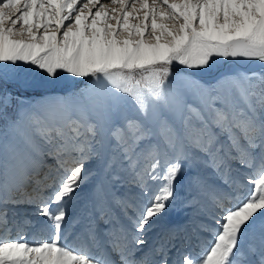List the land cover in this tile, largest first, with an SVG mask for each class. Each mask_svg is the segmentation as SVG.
Segmentation results:
<instances>
[{
  "label": "snow or ice",
  "instance_id": "1",
  "mask_svg": "<svg viewBox=\"0 0 264 264\" xmlns=\"http://www.w3.org/2000/svg\"><path fill=\"white\" fill-rule=\"evenodd\" d=\"M0 264H264V0H0Z\"/></svg>",
  "mask_w": 264,
  "mask_h": 264
},
{
  "label": "bare ground",
  "instance_id": "2",
  "mask_svg": "<svg viewBox=\"0 0 264 264\" xmlns=\"http://www.w3.org/2000/svg\"><path fill=\"white\" fill-rule=\"evenodd\" d=\"M242 71V70H240ZM49 163H52L51 160L48 161ZM15 210H18L19 212L16 214L17 216V219H20V220H23V219H29L31 220L33 223L31 225H26L25 226V231H32L34 230V227L33 225L36 223V220H37V217L33 216L32 213L34 212L33 208H35V205H29V204H20V205H17V206H14L13 207ZM173 207L169 210L168 212V216H165L162 218V221L160 222V224L158 225V227L153 231V233L150 234L149 236V242L151 243L153 240L156 239L157 235L161 232V230L163 228H171L173 230H175V228H178L177 231L180 234H182L183 231H187L191 228V226H187V224L189 222H186V219H191V217L187 214V212H183V209L182 210V213L180 214L179 217L175 218V215H178L174 213L173 211ZM180 211V209H179ZM83 212V208L81 207L80 204H77L75 205L73 208L70 209V215L71 216H75V215H78L80 213ZM181 212V211H180ZM188 213H191L190 211H188ZM175 214V215H173ZM11 215V213H10ZM175 218V219H174ZM42 219V218H40ZM98 227L99 229H104L106 226L104 225L103 221H98ZM175 224V225H173ZM191 225V224H190ZM183 226V227H182ZM181 228V229H180ZM179 230H181V233L179 232ZM68 232L71 234L72 232V229H68ZM49 235L47 232H45V234H42V237L43 238H49ZM183 236V235H182ZM72 238H71V235H70V238H69V243H72Z\"/></svg>",
  "mask_w": 264,
  "mask_h": 264
},
{
  "label": "rangeland",
  "instance_id": "3",
  "mask_svg": "<svg viewBox=\"0 0 264 264\" xmlns=\"http://www.w3.org/2000/svg\"><path fill=\"white\" fill-rule=\"evenodd\" d=\"M229 62V64L226 66V67H228V68H232V69H237V70H242V71H251V70H260V65L257 63V62H255V61H245V60H236V61H228ZM225 63L226 62H223V61H218L217 62V65L215 66V67H224V65H225ZM5 67H7V65H5ZM15 91V90H14ZM174 209H173V211H174V213L175 214H177L178 213V215H175V214H173V215H175V218H177V217H179L180 216V214L182 213V208L180 207V203H179V201H177V204H176V206H174L173 207ZM179 209H180V211H179ZM188 211H190V210H183V212H187V214L191 217V213H188ZM166 216H168V215H166ZM165 217V216H164ZM174 218V219H175ZM186 222H189L188 224H187V226H191L190 224V219H186ZM173 225H175V224H173ZM183 227V226H182ZM178 228H175V230H177ZM181 229V228H180ZM186 231V230H185ZM185 231H183L182 232V234H180V236H182V235H184V233H185ZM179 232L181 233V230H179Z\"/></svg>",
  "mask_w": 264,
  "mask_h": 264
},
{
  "label": "water",
  "instance_id": "4",
  "mask_svg": "<svg viewBox=\"0 0 264 264\" xmlns=\"http://www.w3.org/2000/svg\"><path fill=\"white\" fill-rule=\"evenodd\" d=\"M232 62H233V61H232ZM228 64H229V62H226L225 65H224V67L227 66Z\"/></svg>",
  "mask_w": 264,
  "mask_h": 264
}]
</instances>
